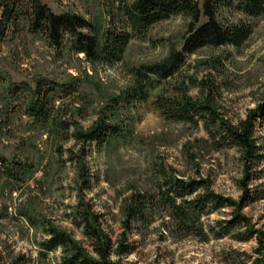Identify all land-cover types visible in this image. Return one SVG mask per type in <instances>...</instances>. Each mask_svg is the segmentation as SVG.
I'll return each instance as SVG.
<instances>
[{"label":"rangeland","instance_id":"rangeland-1","mask_svg":"<svg viewBox=\"0 0 264 264\" xmlns=\"http://www.w3.org/2000/svg\"><path fill=\"white\" fill-rule=\"evenodd\" d=\"M40 1L55 14L75 13L102 22L103 39L111 31L131 36L120 59L92 61L77 51L72 36L56 44L35 28L31 0H0V264H58L61 247L41 256L47 222L92 250L77 218L82 203L99 215L101 228L117 243L132 194L156 195L165 180L179 178L190 185L191 179L208 178L213 191L240 200L244 165L239 149L215 148L204 120H170L157 100L163 94L178 97L180 87L198 98L205 82L214 89V104L232 124L245 120L264 100V14L224 10L226 22L251 25L248 40L240 47L198 50L176 75L150 88L146 98L135 99L137 70L163 61L174 48L181 50L191 18L171 16L135 33L116 0ZM7 7L12 9L8 21ZM206 19L203 15L201 22ZM117 98L121 101L113 112ZM42 99L46 117L30 110ZM103 111L122 129L121 135L101 144L78 139L77 132L93 128ZM254 134L262 157L252 169V197L243 212L264 232V118L256 121ZM233 209L225 205L203 215L210 232L207 241L172 236L170 217L160 212L163 208L155 209L151 218L134 222L127 232L132 252L124 263L255 264L264 257L258 236L234 225L220 234V224L232 218Z\"/></svg>","mask_w":264,"mask_h":264},{"label":"trees","instance_id":"trees-1","mask_svg":"<svg viewBox=\"0 0 264 264\" xmlns=\"http://www.w3.org/2000/svg\"><path fill=\"white\" fill-rule=\"evenodd\" d=\"M116 1L122 8L125 22L135 33H143L153 24L171 16L184 15L191 18L181 50L174 48L163 61L143 64L137 70L133 95L135 99L146 98L150 88L176 75L186 64L188 57L204 47L242 46L250 37L252 27L244 21L226 22L222 17L224 10L238 11L252 17L264 14V0H203L202 4L201 0ZM31 3L35 28L46 31L56 44L63 42L67 35L72 36L76 40L77 51L85 53L92 61L120 59L130 40L131 32L128 31L121 34L111 31L110 34H105L103 39L102 32L106 28L102 22L92 23L75 13L55 14L40 0H31ZM11 14L12 9L7 7L5 20H10ZM203 15L207 19L201 22ZM90 28L93 29V34L85 31ZM151 76L155 77V80ZM202 87L204 93L198 98H193L184 87H180L181 90L177 91L178 97H166L163 94L158 97L157 104L170 120L191 123H195L196 119L204 120L215 148L219 149L225 145L239 149L244 165V175L240 181L243 193L240 200L224 197L213 191L208 178L191 179L190 185L179 178L171 182L165 180L164 186L160 187L156 195L140 192L132 194L124 210V231L117 243L101 228L99 215L93 213L89 207L84 208L82 203L77 209V218L84 226L85 235L91 240L93 249L90 250L81 244L69 231L47 222L48 238L39 243L42 257L61 247L63 255L58 264H125L124 258L132 252L127 232L132 231L134 222L151 218L158 208H163L160 212L165 211L170 217V225L167 228L172 236H191L207 241L210 232L204 227L203 215L210 213L214 208L230 205L234 208L232 218L226 221L225 225L220 224V234L227 232L228 225L242 226L248 235L258 236L261 246H264V232L256 229L251 218L243 212L247 201L252 197L249 184L253 175L252 169L255 162L262 157L254 128L258 118H264V100L256 108L249 110L245 120L234 125L214 104L212 85L204 82ZM120 101L121 99H116L111 111L115 112V106ZM46 105L43 99L38 100L30 110L37 116L46 117ZM104 113L103 111L100 114L93 128L87 132L79 130L77 138L83 142L95 140L101 144L109 136L121 135L122 129L111 124ZM201 187L203 191H199ZM261 251L262 247L258 249L259 253ZM114 256L117 259H114ZM255 262L264 264L263 255Z\"/></svg>","mask_w":264,"mask_h":264}]
</instances>
